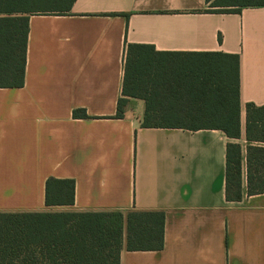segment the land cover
Returning <instances> with one entry per match:
<instances>
[{"label": "crops", "instance_id": "1", "mask_svg": "<svg viewBox=\"0 0 264 264\" xmlns=\"http://www.w3.org/2000/svg\"><path fill=\"white\" fill-rule=\"evenodd\" d=\"M205 0H75L68 13L25 9L21 87H0V212L161 211L163 246L119 264H264V193L246 192V104L264 105V8L205 13ZM41 11V10H40ZM126 44L239 55L242 197L225 198L217 129L143 127L145 100L121 95ZM76 109L88 117L73 116ZM74 181L71 205H46L47 179Z\"/></svg>", "mask_w": 264, "mask_h": 264}, {"label": "trees", "instance_id": "2", "mask_svg": "<svg viewBox=\"0 0 264 264\" xmlns=\"http://www.w3.org/2000/svg\"><path fill=\"white\" fill-rule=\"evenodd\" d=\"M75 0H0V87L24 83L28 19L25 9L68 13ZM205 13L236 14L243 8H264V0H205ZM210 4V7H209ZM41 10V11H40ZM193 61L167 65L174 56L152 45L126 44L121 95L115 117H122L128 97L145 100L143 127L217 129L229 139L240 136L239 55L188 53ZM73 116L88 117L76 109ZM248 145L246 192L264 193V105L246 104ZM241 147L226 146L225 198L242 197ZM74 181L49 178L46 205H71ZM161 211L0 212V264H119V253L157 250L163 246Z\"/></svg>", "mask_w": 264, "mask_h": 264}, {"label": "rangeland", "instance_id": "3", "mask_svg": "<svg viewBox=\"0 0 264 264\" xmlns=\"http://www.w3.org/2000/svg\"><path fill=\"white\" fill-rule=\"evenodd\" d=\"M207 7H208V6H207ZM209 7H210V4H209ZM231 141L236 143V139H231Z\"/></svg>", "mask_w": 264, "mask_h": 264}]
</instances>
